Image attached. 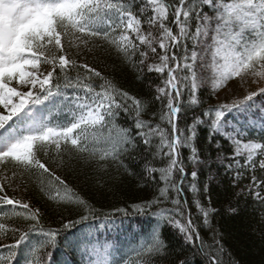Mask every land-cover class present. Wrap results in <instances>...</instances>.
<instances>
[{
    "label": "snow or ice",
    "instance_id": "obj_1",
    "mask_svg": "<svg viewBox=\"0 0 264 264\" xmlns=\"http://www.w3.org/2000/svg\"><path fill=\"white\" fill-rule=\"evenodd\" d=\"M98 40L139 65L140 72L163 77L152 100L118 89L79 62ZM204 69L211 70L207 79L213 94L238 79L246 95L205 108L198 95L206 82ZM93 77L102 83L95 84ZM251 84L256 90H248ZM156 102L159 114L149 112ZM233 112L236 116L229 121ZM121 113L133 119L135 136L116 123ZM201 126L207 129L206 144L198 146ZM140 143L139 175L159 186L150 199L114 209L121 224L132 216H148L147 222L126 225L137 246L124 252L107 239L88 241L71 233L90 218L103 216L110 222L114 213H104L75 194L48 161L62 167L66 158L76 159L100 172L111 165L127 170L123 157ZM212 146L216 160L234 173L233 187L250 174V183L236 195L247 193L264 204V176L256 175L264 173V0H0V221L19 217L28 222L23 228L0 222V235L10 231L14 241L0 243V253L7 251L0 264H20L18 256L23 264H141L142 256L165 253L164 226L178 229L193 246L200 241L201 251L209 249V264H220L182 210L180 198L189 175L181 149L190 153L195 195L200 192L197 168L210 169ZM18 174L22 180L25 175L40 178L42 189L46 174L48 187L54 189L46 193L49 199L77 212L78 219L62 220L59 229L45 228L39 209L7 194L6 186L13 188ZM194 203L204 225L210 226L216 210L199 198ZM57 250L66 257L63 261L53 258ZM69 251L80 255L79 262Z\"/></svg>",
    "mask_w": 264,
    "mask_h": 264
},
{
    "label": "trees",
    "instance_id": "obj_2",
    "mask_svg": "<svg viewBox=\"0 0 264 264\" xmlns=\"http://www.w3.org/2000/svg\"><path fill=\"white\" fill-rule=\"evenodd\" d=\"M96 45L91 52H87L79 58L80 63H87L89 67L100 72L101 76L111 81L118 89L126 91L132 96L144 100L153 99L156 86H162L163 77L160 74L140 72L138 70L139 65L134 66L132 62L119 54L114 47L104 41L98 40ZM136 59V57H133V60ZM93 81L97 85L102 83L96 77H93ZM198 95L204 101L205 108L218 105L217 95L212 93L211 87H202ZM160 108L159 102L150 104L149 112L156 111L159 114ZM191 115L190 111L189 122H191ZM144 118L148 119L149 116L146 115ZM116 123L121 127L132 129V135L135 136L136 130L131 117H126L124 113H121L117 117ZM206 135L207 129L201 126L198 146L206 144ZM142 147L143 145L140 143L136 151L123 157L127 170L122 166L111 165L106 171L100 172L96 170L94 165L84 164L76 159L67 161V158L65 166L62 167L52 164L51 161H48V163L55 174L60 176L75 194H78L94 208L100 209L104 213H114L115 208L126 207L150 199L157 191L159 185L155 182L149 184L146 178L141 179L139 175L143 170V163L140 159L142 153L139 151V148ZM209 151L211 167L210 169L207 166L197 168L198 178L195 183L200 192L194 195L190 188L192 165L187 163V157L190 153L187 148L181 149L182 156L185 158L186 171L189 173L183 184L180 197L182 210L186 215L190 214L202 241L205 245L212 246V252L217 256L220 264H264V204H261L253 195L247 193L240 196L236 195L241 188L250 183V174L246 173L237 182L238 186L233 187L234 173L226 171L224 165L216 160L217 153L214 146ZM132 157H135V159ZM42 159L47 158L42 157ZM157 166L162 165L157 162ZM7 167L10 175L12 166L9 164ZM210 171L213 175L211 181L208 180ZM156 175L158 179V174ZM256 175L261 177L264 176V173L257 171ZM43 179L45 184L42 189L40 178L25 175L22 180L18 174L16 181L21 186V196L17 195L16 192H12L7 186L6 192L10 197L29 203L34 210L39 209L41 223L45 228L54 227L59 229L62 220L78 219L79 214L77 212L70 211L67 206L49 199L46 193L54 191V189L48 187L46 174ZM205 183H208L206 193L203 192ZM171 195L174 196L175 194ZM196 198H199L201 204L205 207H212L216 210L210 214V226L204 225L203 216L194 203ZM166 206L171 207V204ZM229 207L237 208L238 211L235 213L229 212L227 210ZM121 219L119 213H114V218L110 223L117 222V224L113 228V233L109 234L107 239L115 242L116 246L124 252H128L131 247L137 246L138 242L128 234L126 225L134 220L147 222L148 216H132L126 218L124 224H121ZM0 222L5 223L9 228H23L28 223L19 217L4 218ZM106 222L109 221H104L103 216H99L97 219L90 218L81 224H77L70 232L77 236L92 225ZM162 238L167 245L165 253L163 255L142 256L139 258L141 264L147 261H150V264H178L179 260H185L186 264H209L206 256L209 249L206 247L201 251L199 249L200 241H196L195 246H193V244L185 242L178 229L170 226L163 227ZM217 240L219 245H222V250L219 245H216L215 241ZM13 242L10 231L0 235V243L11 244ZM6 255V250L0 253V260ZM52 255L54 259L61 261L66 258L60 250L53 252ZM69 255L79 262L80 255L78 253L73 254L69 251ZM132 259H136L134 254ZM17 260L20 261V264H23L22 256H18Z\"/></svg>",
    "mask_w": 264,
    "mask_h": 264
},
{
    "label": "rangeland",
    "instance_id": "obj_3",
    "mask_svg": "<svg viewBox=\"0 0 264 264\" xmlns=\"http://www.w3.org/2000/svg\"><path fill=\"white\" fill-rule=\"evenodd\" d=\"M208 43H211V40L209 39ZM203 76L205 77V84L202 86H209L210 81L207 79L211 75V70L210 69H204L202 72ZM257 85L251 84L248 86V90L254 91L256 90ZM217 95V103L218 104H223V103H231L233 99H239L242 98L244 95H246V91L244 88L240 87L238 79L230 80L228 84L224 87L221 88L219 91L216 92ZM236 116V113L229 114L227 116L229 121H233V117ZM13 188L15 189L13 191ZM13 188H9L12 190V192H16L17 195L21 196L22 190L20 184L15 180L13 183ZM112 226L108 227H100L99 229H93L90 232L83 233L81 234V237H86L88 241H91L92 238L97 239V235L100 237L98 238H103L105 239L107 233L106 231H111Z\"/></svg>",
    "mask_w": 264,
    "mask_h": 264
}]
</instances>
